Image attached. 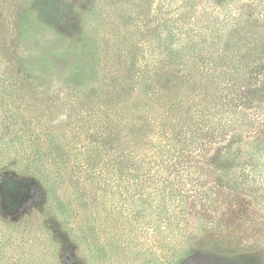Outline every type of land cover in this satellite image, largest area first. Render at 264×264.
I'll return each instance as SVG.
<instances>
[{"label":"rangeland","instance_id":"1","mask_svg":"<svg viewBox=\"0 0 264 264\" xmlns=\"http://www.w3.org/2000/svg\"><path fill=\"white\" fill-rule=\"evenodd\" d=\"M118 1L0 0V264H264V158H250L249 143L235 145L227 176L216 161L204 172L208 183L246 175L253 186L219 229L165 223L156 193L129 198L112 149L97 164L101 126L113 130L132 95L102 85L131 42L155 45L160 33L157 21L112 39L101 10Z\"/></svg>","mask_w":264,"mask_h":264},{"label":"trees","instance_id":"2","mask_svg":"<svg viewBox=\"0 0 264 264\" xmlns=\"http://www.w3.org/2000/svg\"><path fill=\"white\" fill-rule=\"evenodd\" d=\"M105 7L112 39L137 36L136 30L144 36L157 21L160 33L150 36L155 45L131 42L130 54L119 56L125 64L102 85L110 97L127 96L119 92L125 87L132 95L126 112L117 108L113 130L101 126L97 164L112 149L111 164L129 198L160 195L158 214L167 224L227 225L243 205L249 178L208 183L204 172L216 161V176L226 175L240 158L237 143L250 144V158H264V0H120ZM83 45L89 55L91 46ZM159 110L163 115L154 114Z\"/></svg>","mask_w":264,"mask_h":264}]
</instances>
